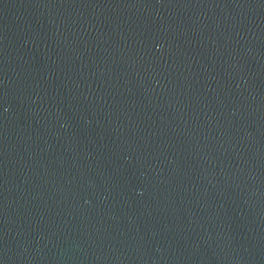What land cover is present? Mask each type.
<instances>
[{
    "label": "water",
    "instance_id": "95a60500",
    "mask_svg": "<svg viewBox=\"0 0 264 264\" xmlns=\"http://www.w3.org/2000/svg\"><path fill=\"white\" fill-rule=\"evenodd\" d=\"M0 264H264V0H0Z\"/></svg>",
    "mask_w": 264,
    "mask_h": 264
}]
</instances>
